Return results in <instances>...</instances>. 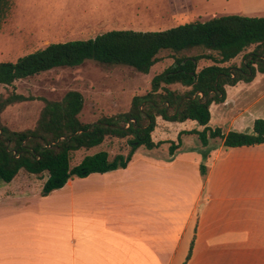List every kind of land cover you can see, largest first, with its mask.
<instances>
[{
	"label": "crops",
	"instance_id": "0c3cea01",
	"mask_svg": "<svg viewBox=\"0 0 264 264\" xmlns=\"http://www.w3.org/2000/svg\"><path fill=\"white\" fill-rule=\"evenodd\" d=\"M112 2L86 9L102 19ZM182 3L193 19L264 16V0ZM238 116L221 130L250 131L256 116L246 125ZM162 122L151 133L158 147L140 146L125 168L81 178L72 194L0 192V264H264V143L203 147L182 132L201 130L195 121Z\"/></svg>",
	"mask_w": 264,
	"mask_h": 264
},
{
	"label": "trees",
	"instance_id": "16d2710c",
	"mask_svg": "<svg viewBox=\"0 0 264 264\" xmlns=\"http://www.w3.org/2000/svg\"><path fill=\"white\" fill-rule=\"evenodd\" d=\"M11 5L12 0H0V24ZM160 51H168L172 61L152 78L150 91L133 96L126 112L94 122L80 120L83 96L68 90L60 100H44L32 126L12 128L2 121L3 112L31 98L16 92L1 97L0 180L8 183L19 171L46 174L40 190L45 196L70 179L125 168L140 146L151 149L162 143L151 137L157 117L169 122L195 121L201 130L182 132L195 134L203 147L216 138L225 148L264 143L262 117L253 120L250 131L223 132L208 125L210 104L225 100L226 86L248 83L257 73L264 74V16L215 15L158 31L110 30L90 39L51 42L14 62H0V85L13 86L17 80L77 67L86 60L123 64L148 73L161 61ZM106 139L123 141L126 153L110 156L104 149L86 153ZM175 147L170 143L169 151ZM208 150L202 151L203 157ZM80 151L83 154L74 162ZM200 173L203 177L206 173L202 164ZM191 247L192 243L185 261Z\"/></svg>",
	"mask_w": 264,
	"mask_h": 264
},
{
	"label": "rangeland",
	"instance_id": "374dc122",
	"mask_svg": "<svg viewBox=\"0 0 264 264\" xmlns=\"http://www.w3.org/2000/svg\"><path fill=\"white\" fill-rule=\"evenodd\" d=\"M112 1L107 17L100 19L93 9H86L89 5L97 6L98 0H12L10 10L0 24V62H14L18 57L51 42L90 39L110 30H164L194 20L195 16L182 0ZM168 53L160 51L161 61L152 66L148 73L137 72L123 64L108 65L86 60L77 67L51 69L17 80L13 86L0 85V98L11 92L31 98L30 101L8 106L2 114V121L12 128L32 126L44 100H60L68 90H77L83 96V108L79 114L83 122H94L105 115L126 112L132 97L150 91L152 78L171 64ZM225 93L222 103L210 104L208 125L212 128L226 129L230 120L237 115L245 120L243 125L248 124L254 116L264 118V74L257 73L248 83L240 81L234 86H226ZM156 119L163 126V119ZM156 126L159 127L157 123ZM156 131L162 137V127ZM172 138H176V135ZM193 139L197 138H182L188 144ZM100 149L107 150L110 156L127 151L123 141L106 139L86 153ZM82 154V151L78 152L74 162ZM92 177L90 175L88 178ZM45 178L46 174L36 176L19 171L10 183L0 180V192L9 190L38 194ZM80 181L81 178H74L73 183H66L51 195L72 194L81 185Z\"/></svg>",
	"mask_w": 264,
	"mask_h": 264
}]
</instances>
